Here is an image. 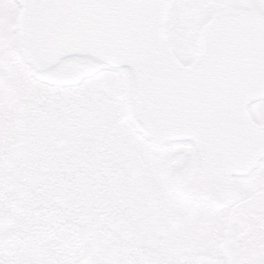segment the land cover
Listing matches in <instances>:
<instances>
[{
    "label": "rangeland",
    "instance_id": "1",
    "mask_svg": "<svg viewBox=\"0 0 264 264\" xmlns=\"http://www.w3.org/2000/svg\"><path fill=\"white\" fill-rule=\"evenodd\" d=\"M183 1L172 0L168 6L166 36L178 62L189 66L198 50L201 29L192 32L191 45L178 46L189 33L179 30L176 20L181 21L190 5L197 10L195 4L183 3L181 8ZM225 3L245 11L252 0ZM196 21L193 17L192 22ZM96 68L98 86L112 96L110 114H101L107 125L111 123V141H105L102 131L83 159L60 155L47 161L14 162L9 157L6 166L0 159V264H264V250L257 256L243 253L239 234L217 232H232L233 227L219 220V207L206 204L199 190L174 188L172 176L156 172L149 177L140 170L138 155L142 142L144 146L148 143L128 126L124 111L137 100L133 76L126 68H111L99 60ZM126 77L133 81L132 92L122 85ZM73 133L64 138L69 151L76 149ZM261 165L264 171V162ZM263 182L262 175L257 180L258 193L264 192L260 190ZM143 194L148 199L143 208L155 210L160 205V212L173 214L170 220L176 227L157 232L156 224L137 221L134 217Z\"/></svg>",
    "mask_w": 264,
    "mask_h": 264
},
{
    "label": "flooded vegetation",
    "instance_id": "2",
    "mask_svg": "<svg viewBox=\"0 0 264 264\" xmlns=\"http://www.w3.org/2000/svg\"><path fill=\"white\" fill-rule=\"evenodd\" d=\"M225 2L226 0L181 2V8L183 3H187L195 4L197 10L190 5L191 8L182 14L181 21L176 20L180 26L178 29L189 33L178 46L191 45L195 29H201L202 33L223 17L241 16L249 21L259 22L264 29V0H252L253 4L247 3L245 11L225 6ZM217 5L219 6L214 7ZM19 15L20 8L15 0H0V159L5 160V166L9 157L14 162H30L31 158L47 161L60 155L83 159L88 152L87 148L92 149L100 140L98 137H101L102 131L106 142L112 140L111 123L107 125L101 116L103 113L105 116L110 114L112 96L96 82L97 60L88 55L70 54L59 57L52 63L33 66L19 51ZM193 17L197 19L195 23L192 22ZM165 38L167 41V36ZM176 40L180 41L178 38ZM167 44L170 49L169 41ZM169 52L174 59L179 58L171 49ZM180 53L186 55L184 50ZM133 81L126 77L122 85L127 89L131 88L132 92ZM138 101L137 95L134 107L123 108L128 126L148 143L144 146L142 142L141 149L144 150L140 149L138 155L142 159L140 170L148 173L149 177L156 172L172 176L174 188L181 185L199 190V196L206 204H217L219 220L229 222L236 230L217 232L239 234L237 240L242 244L243 253L256 254L255 256L261 254L264 250V192H257V180L264 176L261 165L264 153L256 152L253 139L249 142L253 150L244 152L245 142L239 138H211L197 135L193 130L191 136L194 137L160 136L155 130L148 129L144 118H140ZM246 113L251 125L264 130V85L260 97L248 104ZM128 126L126 129H129ZM72 132L76 149L69 151L68 142L64 138ZM92 151L94 150H89V153ZM101 153L104 157L107 156L105 149ZM28 165L31 168L30 163ZM242 190L245 193L241 195ZM260 190L264 191V185ZM235 193L236 196L230 197ZM142 199L139 202L141 208L137 207L138 212L134 217L137 221L156 224L153 229L157 232H164L175 226L170 220L173 215L171 212H160V205L155 210L154 207L144 209L143 205L148 199L144 194ZM179 220L176 217V221ZM144 238L142 236V240L146 241ZM228 244H231V240ZM261 260H264V254Z\"/></svg>",
    "mask_w": 264,
    "mask_h": 264
},
{
    "label": "water",
    "instance_id": "3",
    "mask_svg": "<svg viewBox=\"0 0 264 264\" xmlns=\"http://www.w3.org/2000/svg\"><path fill=\"white\" fill-rule=\"evenodd\" d=\"M20 51L37 66L89 55L135 75L147 127L164 137L239 138L264 153V130L246 116L264 85V32L243 18L217 21L195 64L168 54L156 0H17ZM196 138V137H195ZM243 151V149H241Z\"/></svg>",
    "mask_w": 264,
    "mask_h": 264
}]
</instances>
